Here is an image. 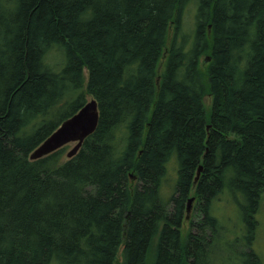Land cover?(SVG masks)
Wrapping results in <instances>:
<instances>
[{
    "label": "trees",
    "instance_id": "trees-1",
    "mask_svg": "<svg viewBox=\"0 0 264 264\" xmlns=\"http://www.w3.org/2000/svg\"><path fill=\"white\" fill-rule=\"evenodd\" d=\"M87 95L99 120L77 153L29 161ZM263 191L264 0H0V264H146L156 234L151 264H211L225 192L237 261L261 264ZM191 193L202 219L182 242Z\"/></svg>",
    "mask_w": 264,
    "mask_h": 264
},
{
    "label": "rangeland",
    "instance_id": "rangeland-1",
    "mask_svg": "<svg viewBox=\"0 0 264 264\" xmlns=\"http://www.w3.org/2000/svg\"><path fill=\"white\" fill-rule=\"evenodd\" d=\"M7 5L11 6L12 2L9 1ZM192 21H193L192 12L188 11L184 16V28L185 27L187 29L190 28V26L192 25ZM171 34L172 32L169 33L170 37ZM51 51H50L51 53L49 52L50 54L48 57V63L50 65L63 61L64 56L62 52L58 50L53 51V49H51ZM202 58L200 60H202ZM162 62H163V58H161V63H160L161 65ZM200 62H199V66H200ZM83 75L86 81L87 75L85 71L83 72ZM90 98L91 97L87 95L86 101L90 100ZM209 100H210L209 97L204 98V104L206 108L210 103ZM72 146L73 144H69L62 148L63 156L66 157V153L72 148ZM173 175H174V171L173 168L171 167L170 176L168 175V178H171V176ZM128 181L133 182L135 185L139 184L138 179L133 180V176L131 174H130V179H128ZM163 192L165 197L169 194V191L166 188V184L164 185ZM188 197L189 198L194 197V201L191 204L188 213V219H185L183 225V231L181 234L182 242L184 241L186 234L189 230H191L192 232H196L197 229L195 224L202 219V214H200V212H202L201 210L202 206L200 202H198L197 198L194 196L193 193L188 195ZM186 204L187 202L185 203V207ZM210 212L217 219L218 223L222 225V230L220 232L218 240L214 242L213 247L211 246L212 247L211 252H209V258H211L212 260L211 264H238V263L244 264V261L240 257L239 260L237 261L238 259L237 255L240 252L247 251L244 247L243 241L240 239L242 234L244 233L245 224L241 218L240 212L238 211L237 203H235L232 197L225 192L219 195L213 201V205L211 207ZM252 217H254L255 220V227L253 226V229L251 231L253 239L250 242V247L257 255L260 263L264 264V191L260 196L258 209L255 212V214H252ZM191 225H193L192 228ZM238 239H240L241 242L238 241ZM156 243H157V234L151 240L150 243L151 245L148 249L146 264H151L155 258ZM117 256L120 260L121 259L120 252L117 254ZM50 264H56V263L51 262Z\"/></svg>",
    "mask_w": 264,
    "mask_h": 264
},
{
    "label": "water",
    "instance_id": "water-1",
    "mask_svg": "<svg viewBox=\"0 0 264 264\" xmlns=\"http://www.w3.org/2000/svg\"><path fill=\"white\" fill-rule=\"evenodd\" d=\"M172 24L170 25V27ZM210 26H208V29ZM210 61V57L206 56L202 59V64ZM161 64L158 66L157 73L159 74ZM159 77L156 79L158 84ZM99 120V112L95 99H90L79 108L74 114L62 121L59 126L52 131L43 141H41L28 155L29 161L41 159L66 145L73 144L72 148L66 153L67 158L74 156L79 150L83 140L88 137L96 129ZM210 126V125H209ZM209 126L206 127L208 130ZM202 172V166L199 165L196 169L193 185H196L197 180ZM194 197H188L185 207V218L188 219V213Z\"/></svg>",
    "mask_w": 264,
    "mask_h": 264
}]
</instances>
